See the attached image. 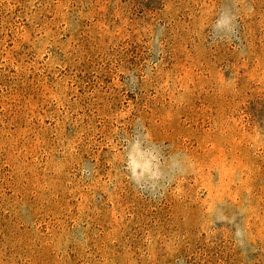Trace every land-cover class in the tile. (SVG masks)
<instances>
[{
  "label": "rangeland",
  "instance_id": "1",
  "mask_svg": "<svg viewBox=\"0 0 264 264\" xmlns=\"http://www.w3.org/2000/svg\"><path fill=\"white\" fill-rule=\"evenodd\" d=\"M0 264H264V0H0Z\"/></svg>",
  "mask_w": 264,
  "mask_h": 264
}]
</instances>
